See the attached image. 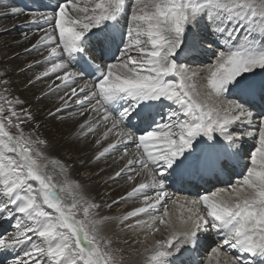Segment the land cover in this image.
I'll return each mask as SVG.
<instances>
[{
    "label": "snow or ice",
    "instance_id": "1",
    "mask_svg": "<svg viewBox=\"0 0 264 264\" xmlns=\"http://www.w3.org/2000/svg\"><path fill=\"white\" fill-rule=\"evenodd\" d=\"M0 15L35 26L23 33L24 51L39 57L28 68L43 65L35 73L46 83L42 95L56 96L47 115L72 109L76 125L66 138L90 140L93 161H122L108 179L132 173L134 185L119 200L96 203L71 163L50 154L56 134L43 135L0 76L7 264H123V250L104 231L111 221L143 232L129 255L144 264H195L184 257L208 234L215 246L205 264H264V0H54L33 10L0 7ZM203 57L210 62L193 70ZM221 177L226 187L170 191ZM128 200L140 206L101 215Z\"/></svg>",
    "mask_w": 264,
    "mask_h": 264
},
{
    "label": "bare ground",
    "instance_id": "2",
    "mask_svg": "<svg viewBox=\"0 0 264 264\" xmlns=\"http://www.w3.org/2000/svg\"><path fill=\"white\" fill-rule=\"evenodd\" d=\"M16 1L18 0H0V6L19 7L16 4ZM24 2L25 6L23 9L33 10L42 7L43 2H46L47 4L49 2H54V0H24ZM4 16H9V20L6 24L8 31L2 36L4 38H0V41H7L6 44L2 43L0 46V76H4L6 73V78L11 80V87L14 94L24 101L23 107H30L35 119L40 122V131L43 135L49 139H53V135L56 134L55 139L53 140V147L50 149V154L71 163V176L85 186V191L95 198V202L104 205L111 203L113 200H119L121 196L125 195V193L131 190L134 186L133 183L129 182L127 179V175L132 173L124 174L115 180L108 179L122 166V161L115 162L111 155L106 158H101L98 161H93V156L97 149L92 146L90 140L72 143L66 138L74 131L76 125V121L69 116L72 109H67L64 112L57 113L55 116L51 117L47 115L50 110L55 111L57 106L56 96L42 95V92L46 89V83L45 80H35V73L42 71L43 65L37 64L28 68L27 65L39 57L34 52L24 51L28 46V42L24 40L23 33L29 32L31 35V32L35 30V26H31L30 28L29 25L22 23L25 19L24 16H20L18 20L13 19L10 15ZM34 38L35 37L33 36L32 39ZM205 59L208 60V57ZM193 65L196 64H192V66ZM29 80H32L33 82L29 83ZM57 117H61V119H58ZM251 145L252 141L246 139L244 144L245 153ZM69 153L71 154L70 159ZM137 179H139V177ZM230 179L229 176V180ZM216 187H226L225 179L223 181L215 182L213 187L203 188L199 186L198 190L201 192L205 189L211 191L215 190ZM170 191L174 195L196 194L193 193V189H189L186 193L185 191L177 192L175 188H172ZM138 206H140L139 201H120L118 204H113L110 209L102 207L101 215L117 217ZM104 231L110 234L112 239L124 236L127 237L126 239L129 238L133 241L143 240L142 231L126 230V232H121L115 221L105 224ZM158 236L160 239H163L164 235L159 233ZM209 239L215 240L211 234L207 235L206 241ZM211 247V244L204 245L199 249L197 255L194 257L186 256L184 257V260L187 261L192 259L195 261V264H204L206 258L211 253ZM0 264L4 263L0 261Z\"/></svg>",
    "mask_w": 264,
    "mask_h": 264
},
{
    "label": "rangeland",
    "instance_id": "3",
    "mask_svg": "<svg viewBox=\"0 0 264 264\" xmlns=\"http://www.w3.org/2000/svg\"><path fill=\"white\" fill-rule=\"evenodd\" d=\"M1 7V6H0ZM0 16H2V17H0V25H4L5 24V26H6V24L8 23V20H9V16H4V15H0ZM4 34H5V31H0V38H4V37H2V36H4ZM6 42L7 41H0V46L2 45V43L3 44H6ZM5 46V45H4ZM206 57H203V62L202 63H197L196 65H190L191 66V68L193 69V70H195V71H199L202 67H204V64H206L207 62H210V58H208V60L207 59H205ZM195 83L197 84V85H200V84H202V81L201 80H197V81H195ZM239 174V173H238ZM230 177H232L233 178V181H232V183H234L235 182V179L237 178V176H233V175H230ZM180 186H178L177 188H179ZM181 188V187H180ZM121 232H123V231H121ZM124 232H126V230H124ZM128 234H129V232H128ZM158 234L159 233H157L156 235V237H157V239H160L159 238V236H158ZM164 236H163V239H164V237H165V233L163 234ZM122 237H124V236H122ZM113 238L114 239V241H116V242H118V247L120 248V249H122L123 250V264H144V259H143V257L142 256H130L129 255V250L132 248V247H136V248H139V247H141V245L140 244H138L137 243V241H133L132 239H126L127 237H124V238ZM129 237V236H128ZM120 239V240H119ZM123 241H127V243H124ZM134 242V243H133ZM210 244L212 245V247L213 246H215V242H214V240H212V241H210ZM132 245V246H131ZM126 251V252H125ZM127 255V256H126ZM138 259V260H137ZM135 260V261H134ZM140 262V263H139ZM205 264V263H204Z\"/></svg>",
    "mask_w": 264,
    "mask_h": 264
}]
</instances>
